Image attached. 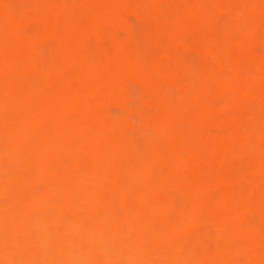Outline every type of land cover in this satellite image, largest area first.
I'll list each match as a JSON object with an SVG mask.
<instances>
[{"label":"bare ground","instance_id":"obj_1","mask_svg":"<svg viewBox=\"0 0 264 264\" xmlns=\"http://www.w3.org/2000/svg\"><path fill=\"white\" fill-rule=\"evenodd\" d=\"M263 1L0 0V264H264Z\"/></svg>","mask_w":264,"mask_h":264},{"label":"rangeland","instance_id":"obj_2","mask_svg":"<svg viewBox=\"0 0 264 264\" xmlns=\"http://www.w3.org/2000/svg\"><path fill=\"white\" fill-rule=\"evenodd\" d=\"M182 1V0H180ZM184 1H187V2H191L193 0H184ZM232 3H238L237 0H230ZM224 2V0H221V9H222V3ZM261 6L264 8V1L261 2ZM213 17V20L215 21V24L213 25V28L211 30V32L213 33V36L212 34L210 33V36L213 37V39L215 41L218 40V35L221 31H223L225 29V23L227 21H229L230 17H229V13L227 10L223 11V12H219L218 14L216 15H212ZM258 17L259 18H262V14L259 13L258 14ZM263 18H264V14H263ZM140 23V22H139ZM140 25H143L144 26V23L141 22ZM142 26V27H143ZM116 34L118 36H123L125 34L124 31L120 30V31H116ZM252 37L256 39L255 42H251V44H249L247 46V48L253 52L254 55H257L259 56V59L263 58L264 57V49L260 43V36L258 34L257 31H254L253 34H252ZM197 48V40L195 39L194 35L193 34H184L183 35V39H182V46H180L178 49H177V53L179 54V56L182 58V59H188L192 56L194 50H196ZM246 52V50H245ZM203 63L204 64H208L209 63V59L205 57V59H203ZM159 75L161 77H165V76H176V77H179V78H183L184 76V69L183 67L181 66H178V67H165L162 71L159 72ZM131 83L135 82V78H132L130 80ZM261 82H263V80H261ZM131 95H133L132 93H130ZM207 100L208 99H211V95L209 94H205L204 96ZM111 103V102H110ZM253 103H256L255 101H253ZM238 111H237V114L236 115H230V119L233 118V121L237 120V116H238ZM133 125L131 124L130 127H132ZM178 127L180 128H185L186 127V121L185 119H182L181 121H179L178 123ZM195 152H199V150L195 151ZM198 156H201L200 153H194L192 155V157L194 158V160H199V158H197ZM208 158V157H207ZM194 160L191 161V163L188 165L192 170L189 172V176H193L196 174V171L198 169L201 168V162L200 163H194ZM246 160V158H242V159H237V161H240L241 164H243V162ZM239 164L238 162L236 161H233V159L231 160V162L229 164H227L224 168H229L232 172V175H233V168L232 166L234 165H237ZM221 173H223V171L221 170L220 171ZM185 173L187 174L188 171H185ZM241 184L244 185L246 187V184L243 182L242 183V180H241ZM223 190L226 189V185H222L221 187Z\"/></svg>","mask_w":264,"mask_h":264},{"label":"clouds","instance_id":"obj_3","mask_svg":"<svg viewBox=\"0 0 264 264\" xmlns=\"http://www.w3.org/2000/svg\"><path fill=\"white\" fill-rule=\"evenodd\" d=\"M133 14H135V13L133 12ZM35 47H38V46H35ZM35 47L33 49V54H35ZM261 65H262V67H264V59L261 60ZM127 71L132 75H138L139 74L138 70L135 69L134 67L131 69H128ZM261 139H262V141H264V136H262ZM262 155H264V149H262ZM261 172H262V174H264V159L261 160ZM184 264H199V262L186 261V262H184Z\"/></svg>","mask_w":264,"mask_h":264}]
</instances>
